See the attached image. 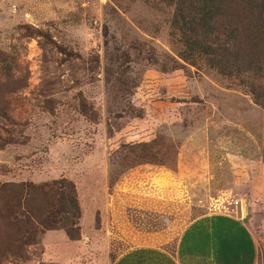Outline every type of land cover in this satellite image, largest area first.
Returning <instances> with one entry per match:
<instances>
[{"label":"rangeland","instance_id":"374dc122","mask_svg":"<svg viewBox=\"0 0 264 264\" xmlns=\"http://www.w3.org/2000/svg\"><path fill=\"white\" fill-rule=\"evenodd\" d=\"M176 1L0 0V184L64 178L79 207L76 240L0 221V264H264V22L212 1L254 63L226 75Z\"/></svg>","mask_w":264,"mask_h":264},{"label":"trees","instance_id":"16d2710c","mask_svg":"<svg viewBox=\"0 0 264 264\" xmlns=\"http://www.w3.org/2000/svg\"><path fill=\"white\" fill-rule=\"evenodd\" d=\"M212 1L203 0L198 10L192 11L193 17L188 18L185 16L186 9L176 5L179 2L177 0L170 23L174 29L187 30V35L185 32L183 34V43L188 55H206L220 73L236 75L249 69L254 63L251 58L237 52V45L234 44L231 49L216 35L215 17L222 9ZM240 3L250 5L249 11L252 13L253 10L258 21L264 22V0H241ZM207 32L211 37L215 34V42L206 37ZM220 34L224 36V31ZM235 42L234 38L233 43ZM5 72L7 74L8 71ZM262 149L264 161V125ZM78 217L79 207L74 186L64 178L39 185L0 184V221L15 231L16 237L13 236L12 240L21 244H34L38 235L52 229H60L69 240H76L79 232ZM6 256L22 257V254L17 250L9 251Z\"/></svg>","mask_w":264,"mask_h":264},{"label":"water","instance_id":"95a60500","mask_svg":"<svg viewBox=\"0 0 264 264\" xmlns=\"http://www.w3.org/2000/svg\"><path fill=\"white\" fill-rule=\"evenodd\" d=\"M238 206V204L236 203V207ZM237 214V217H240V213L238 214V213H236Z\"/></svg>","mask_w":264,"mask_h":264}]
</instances>
